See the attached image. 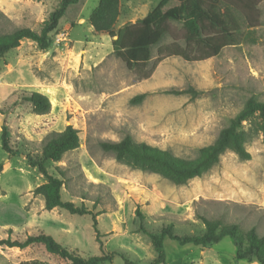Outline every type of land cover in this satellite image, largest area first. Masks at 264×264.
<instances>
[{
    "label": "rangeland",
    "instance_id": "obj_1",
    "mask_svg": "<svg viewBox=\"0 0 264 264\" xmlns=\"http://www.w3.org/2000/svg\"><path fill=\"white\" fill-rule=\"evenodd\" d=\"M159 0H119L117 29L142 18ZM59 0H0V34L25 26L39 31ZM97 0H80L67 8L47 50L22 39L0 58V129L6 125L10 143L40 151L51 131L68 124L78 130L80 144L58 162H47L48 173L65 171L62 200L83 205L96 214L100 240L107 253L124 252L135 264H146L155 253L139 231L136 209L144 225L157 230L173 221L177 233L203 230L199 216L221 218L242 229L255 227L264 235V132L259 112L238 127L249 159L231 149L216 164L186 185L118 161L99 141L125 134L191 160L197 149L212 143L249 99L264 102V0L258 3L260 22L235 45L217 56L185 61L167 56L155 62L157 45L143 70H129L111 50L106 33L96 32L88 17ZM177 28L179 26L177 25ZM172 40L165 35L158 45ZM151 70L147 78L143 71ZM38 91L48 96L49 113L38 115L20 96ZM144 97L130 102L131 97ZM0 239H24L42 230L77 254L99 255L91 216L43 207V197L28 194L45 178L19 156L7 157L0 146ZM166 264H260L239 260L229 236L210 247L180 246L164 239ZM65 264L42 243L25 248L0 245V264L25 261ZM101 264H124L114 254Z\"/></svg>",
    "mask_w": 264,
    "mask_h": 264
},
{
    "label": "trees",
    "instance_id": "obj_2",
    "mask_svg": "<svg viewBox=\"0 0 264 264\" xmlns=\"http://www.w3.org/2000/svg\"><path fill=\"white\" fill-rule=\"evenodd\" d=\"M80 0H59L57 6L49 13L39 31L21 26L7 34H0V58L5 52L19 45L22 39L34 41L41 50H47L52 42V34L64 18L69 6ZM262 0H159L147 13L133 23H127L117 29L113 24L119 14V0H98L89 14L88 21L96 32L106 33L110 38L112 53L118 57L129 70H143L152 56L151 48L157 45L155 62L167 56L181 57L185 61H202L217 56L227 45L239 43L245 36L244 31L256 27L260 22L257 7ZM177 25L179 28H177ZM172 40L165 45H158L165 35ZM151 70L143 71L142 78H147ZM31 106L33 113H49L50 100L38 91L23 92L20 96ZM143 93L131 97L130 102L139 101ZM258 111L264 132V102L249 98L243 107L229 119L228 125L222 127L215 140L197 149V156L184 160L168 150L147 144L136 143L131 135L125 134L119 140L99 141V147L114 154L116 160L155 172L175 185H186L202 176L220 157L232 150L241 159H249L250 153L242 143L238 132L241 122L252 112ZM80 144L78 130L68 124L61 131L49 132L42 141L40 151H30L22 146L11 145L10 132L4 124L0 129V146L7 157L19 156L28 166L35 168L45 178V182L36 186L32 193L43 197V208L51 210L60 208L70 214L91 216L92 228L100 250L99 255L83 257L62 246L52 235L37 230L24 239H0V245L20 249L35 243H42L48 251L56 253L65 264H101L111 261L114 254L120 256L124 264H135L123 252L107 253L100 240L97 229L96 214L85 206L75 205L72 201L62 200L60 190L64 185L65 171L55 165L57 173H48L47 162H58L62 156ZM1 170V165H0ZM138 229L150 241L155 253L146 264H166L164 239L169 238L180 246L192 244L210 247L223 237L229 236L235 246V257L239 260L255 259L264 264V235L255 227L242 229L236 223H227L221 218L199 216L203 230L198 233L179 234L175 223L167 221L157 230H150L144 225V215L137 208ZM22 264H46L39 261H25Z\"/></svg>",
    "mask_w": 264,
    "mask_h": 264
},
{
    "label": "crops",
    "instance_id": "obj_3",
    "mask_svg": "<svg viewBox=\"0 0 264 264\" xmlns=\"http://www.w3.org/2000/svg\"><path fill=\"white\" fill-rule=\"evenodd\" d=\"M97 1H98V0H97ZM119 27H120V26H119ZM119 27H118V28H119ZM28 194H30V195H28L29 197H27V198H29V200H30V199L32 198V194H33V193H32V191H31V193L29 192ZM42 208H43V207H42Z\"/></svg>",
    "mask_w": 264,
    "mask_h": 264
},
{
    "label": "water",
    "instance_id": "obj_4",
    "mask_svg": "<svg viewBox=\"0 0 264 264\" xmlns=\"http://www.w3.org/2000/svg\"><path fill=\"white\" fill-rule=\"evenodd\" d=\"M0 124H2V122L0 121Z\"/></svg>",
    "mask_w": 264,
    "mask_h": 264
}]
</instances>
